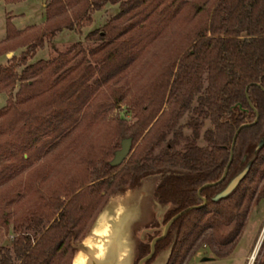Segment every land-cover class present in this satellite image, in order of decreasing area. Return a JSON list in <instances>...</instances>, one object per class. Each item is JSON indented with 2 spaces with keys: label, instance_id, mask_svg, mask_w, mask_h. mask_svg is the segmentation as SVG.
Masks as SVG:
<instances>
[{
  "label": "trees",
  "instance_id": "1",
  "mask_svg": "<svg viewBox=\"0 0 264 264\" xmlns=\"http://www.w3.org/2000/svg\"><path fill=\"white\" fill-rule=\"evenodd\" d=\"M117 3L118 12L97 32L102 42L79 61L70 64L62 57L52 65L43 58L29 63L58 31L80 30L93 23L95 11ZM45 19L33 33H20L7 24L8 35L17 36V45L24 48L0 61V84L8 87L0 107V185L20 163L40 154H51L50 159L59 158L64 166L46 189L34 185L33 197L12 218L10 240L0 245V264H70L71 241L82 238L106 198L156 174V198L174 204L165 221L201 204L199 195L207 199L179 214L168 235L156 242L155 251L176 234L166 264H185L202 245L218 257L232 252L251 211L264 198V144L229 194L218 200L211 195L264 135V0H49ZM171 22H179L182 29L169 46L165 34ZM159 39L167 44L160 48L157 67L125 100L134 120L106 115L107 109L121 107L126 96L117 94L121 86L110 87L92 113L97 122L87 121V129L70 145L60 146L87 109L86 75L93 71L87 58L120 73ZM0 45L2 53L15 49ZM98 73L105 75L102 69ZM255 109L256 122L239 129L224 179L198 193L203 184L220 178L234 130L253 122ZM207 121L210 126H205ZM128 136L130 154L111 165L114 150ZM21 143L22 150L12 152ZM49 169L39 164L26 170L25 179L35 184ZM148 249V242H139V257ZM258 254L253 264H264Z\"/></svg>",
  "mask_w": 264,
  "mask_h": 264
},
{
  "label": "rangeland",
  "instance_id": "2",
  "mask_svg": "<svg viewBox=\"0 0 264 264\" xmlns=\"http://www.w3.org/2000/svg\"><path fill=\"white\" fill-rule=\"evenodd\" d=\"M49 0H0V44L13 45V50H5L0 52V61H4L6 57L16 54L24 48V45H17V36H10L7 33V24L11 22L14 29L20 33H28L38 30L39 26H42L46 20V5ZM120 9L119 4H106L101 10L95 11L92 14L94 18L93 23L84 25L80 30L75 28L62 29L58 31L51 40H47L42 48H39L33 58L29 60V63L34 62L39 58L48 60L49 64H55V59L66 57L67 62L72 64L79 61L88 49L99 45L102 41L98 37L97 32L103 28L105 22L110 19V16L116 14ZM179 22H171L166 27V38L170 40L169 46L173 43L175 38H178V34L181 33L182 26ZM10 36V37H9ZM165 39H159L154 44L146 47V51L138 58V60L129 66L126 71L115 72L114 69L108 70L102 68L100 60L95 64V60L89 56L91 64H93L92 73L86 75L88 85L86 95L83 98H87V109L80 115L79 122L72 126L68 131V138L59 145L67 144L73 137L83 132L81 130L87 129L86 122H97L96 118H92V113L98 107V103L102 102L103 94L110 93V87L118 88L117 94L126 93V96L121 101V107L116 109H107L106 115H118L125 116L129 121L134 120L132 113L126 109L125 100H128L136 91L137 84L144 79H147L151 72L157 67L156 63L161 57L162 46L166 45ZM1 46V45H0ZM17 46V47H16ZM168 46V48H169ZM1 48V47H0ZM100 59V56L98 57ZM66 62V63H67ZM87 63V62H86ZM104 71L105 75L101 76L99 71ZM115 74L114 78L105 82L104 80ZM96 80V81H95ZM15 88L11 91L14 92ZM8 87L5 84H0V107L3 105L7 95ZM127 89V90H126ZM71 109V108H70ZM99 110V109H98ZM70 111V110H69ZM184 120V119H183ZM182 120V121H183ZM205 126H210V122L207 121ZM66 142V143H65ZM202 142V140H200ZM67 145H70L69 143ZM59 146V147H60ZM24 145L21 143L17 149L13 151H19ZM69 147V146H68ZM61 148V147H60ZM58 148V150L60 149ZM22 150V149H21ZM54 149L52 154H55ZM8 152V151H7ZM25 156L24 153H22ZM4 156H7V154ZM51 154L38 155L37 158L31 159L27 162L20 163L19 167L10 171V174L5 177L4 183L0 185V245L6 246L9 242V238L12 234V218L17 214V211L25 206L30 201L34 194V185L38 188L46 189L55 178V175L59 172L58 168L64 166V162L61 159H50ZM68 161L66 165H68ZM39 164L48 166L50 169L45 175H38V179L34 181H28L25 179L26 170L38 167ZM151 182V180L148 179ZM148 211L156 208V204L147 198ZM247 223L243 229V233L237 242L234 250L224 257H218L214 250L210 247L202 245L197 249V252L188 259L185 264H253L256 254L259 251L257 259L264 257V198L256 205L250 213ZM263 240L262 245L261 242ZM254 254L253 259L250 262V256ZM207 257V258H204Z\"/></svg>",
  "mask_w": 264,
  "mask_h": 264
},
{
  "label": "water",
  "instance_id": "3",
  "mask_svg": "<svg viewBox=\"0 0 264 264\" xmlns=\"http://www.w3.org/2000/svg\"><path fill=\"white\" fill-rule=\"evenodd\" d=\"M256 83L261 85L259 81ZM245 96L253 107L247 94V87L245 88ZM237 105L240 106V103ZM254 112L256 113V118L253 122H243L234 130L235 132L229 145V158L220 178L215 182L203 184L198 188V193L203 187L224 179L232 159L233 145L239 129L256 122L259 113H257L256 109ZM131 143V137L122 138L120 147L114 150V155L109 161L111 165H119L128 157L131 152ZM263 144L264 135L258 139L250 154H243L239 163L240 167L226 180L221 189L211 195V199L218 200L224 197L239 184ZM147 178L151 180V183L144 182V179ZM159 178L160 174L150 175L143 178L139 185L135 187L109 195L93 217L82 238L71 241V246L74 250L70 264H166L170 257L176 234L173 232L170 241L163 247L158 248L157 251H155L156 242L166 235L168 228L179 214L191 207L204 205L207 199L204 195H199L200 199H202L201 204H193L184 208L163 222L162 216L164 212L173 207L174 204L172 202H162L156 198L155 189ZM147 198L153 201L157 208L148 211ZM153 217L159 221V225L154 227L146 226L153 220ZM155 230L158 232L154 233ZM148 234H152L150 239ZM141 241L148 242L149 249L148 252L139 257L138 244Z\"/></svg>",
  "mask_w": 264,
  "mask_h": 264
},
{
  "label": "flooded vegetation",
  "instance_id": "4",
  "mask_svg": "<svg viewBox=\"0 0 264 264\" xmlns=\"http://www.w3.org/2000/svg\"><path fill=\"white\" fill-rule=\"evenodd\" d=\"M167 212V211H166ZM166 212H164V214H163V222H165V214H166ZM159 225V221H157V219L156 218H154L153 217V220L150 222V223H148L146 226H148V227H154V226H158ZM170 228V227H169ZM169 228H168V230H169ZM168 230H167V232H166V235L165 236H167L168 234ZM158 231H154V233H157ZM164 236V237H165Z\"/></svg>",
  "mask_w": 264,
  "mask_h": 264
},
{
  "label": "bare ground",
  "instance_id": "5",
  "mask_svg": "<svg viewBox=\"0 0 264 264\" xmlns=\"http://www.w3.org/2000/svg\"><path fill=\"white\" fill-rule=\"evenodd\" d=\"M145 183H151L150 181H148V180H145L144 181ZM146 201H147V199H146ZM156 206V205H155ZM156 208H157V206H156ZM253 257H254V254H252L251 256H250V262H251V260L253 259Z\"/></svg>",
  "mask_w": 264,
  "mask_h": 264
}]
</instances>
